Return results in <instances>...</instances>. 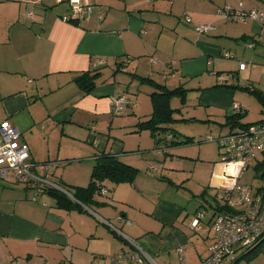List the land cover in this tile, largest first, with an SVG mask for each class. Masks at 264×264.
Returning a JSON list of instances; mask_svg holds the SVG:
<instances>
[{
	"label": "crops",
	"instance_id": "1",
	"mask_svg": "<svg viewBox=\"0 0 264 264\" xmlns=\"http://www.w3.org/2000/svg\"><path fill=\"white\" fill-rule=\"evenodd\" d=\"M78 1L93 12L65 23L63 18L71 15L68 0H0V123L8 120L20 129L34 173L42 175L41 166L51 164L47 180L61 188L87 186L90 176L84 185L80 172L71 175L67 170L84 165L92 170V161L104 152L136 168L138 174L132 183L105 181L108 194H95L83 211L60 210L29 183L0 179V264H49L51 251L65 254L73 264H83L87 258L107 261L123 252L146 255L153 264H199L208 256L220 191L232 184L223 181L219 189L209 184L214 172L217 176L221 170L216 157L220 149L201 157L202 149L192 145L195 133L181 130L179 140L188 138L192 143L162 153V163L154 165L160 178L149 176L148 168L139 171L142 150L154 151L155 143L149 131L137 129L148 101L131 89L141 92L150 87L139 84L138 77L168 89L182 86L187 90L185 103L173 109L178 114L183 108L204 109L205 120L195 116L190 120L213 123L219 136L224 135L223 128L227 134L230 127L217 122V113L225 119L238 103L234 87L217 81L226 78L216 68L217 57L222 56L216 42L217 36L230 32L220 22L227 21L217 17V9L229 0ZM239 1L246 9L264 7L262 0H257L262 7ZM198 25H211L215 31L199 34L194 31ZM257 31L254 27L238 36L255 49ZM161 40L164 47L158 45ZM155 56L162 58V67L153 70L155 63L151 66L149 59ZM98 60L103 63L96 65ZM236 69L241 73L247 67ZM94 70V89L84 93L75 77ZM155 71L162 72L166 82L168 75L182 82L174 87L159 83ZM116 93L134 102L121 115L111 110ZM207 169L211 172L206 179ZM199 211L204 215L193 229L190 224ZM178 249L182 252L176 257Z\"/></svg>",
	"mask_w": 264,
	"mask_h": 264
},
{
	"label": "built area",
	"instance_id": "2",
	"mask_svg": "<svg viewBox=\"0 0 264 264\" xmlns=\"http://www.w3.org/2000/svg\"><path fill=\"white\" fill-rule=\"evenodd\" d=\"M68 2L71 15L63 18L65 23L88 17L93 12L91 6L81 5L78 0H68ZM26 16L31 18L30 13ZM217 17L232 22L253 21L261 28L262 36H264V7L246 9L241 1H237L235 5L226 4L223 8H219ZM185 19L189 22V19ZM194 29L203 35L215 31L211 25H198ZM225 56L228 55L225 54ZM102 63V60H98L96 65ZM245 66L240 62L237 67L243 71ZM111 103L114 115H121L127 107L134 106L133 100L120 93L111 97ZM231 110L233 114L242 112L241 108L235 104L231 106ZM231 131L218 138L207 136L205 139L209 142H216L221 150V162L225 164L231 162V165L237 166L239 171L237 178L232 179V184L224 188L225 191L223 189L221 193V199L235 212H221L212 219L213 241L208 245V256L201 260L200 264H226L232 258L234 249L238 245L250 246L264 234V183L253 192L251 186L238 181L249 166L256 161L259 154L264 152V121ZM20 137V129L10 121L0 123V179L11 180L14 183L27 182L40 194L47 189H54L69 196L64 189L47 180L51 164L45 163L41 166L42 175L34 173V165L29 161V149ZM149 170L151 173L159 171L152 166ZM102 192L106 194L105 191ZM202 217V213L196 215L191 224L193 228L199 226ZM177 253L181 251L178 249ZM123 258L135 264H153L146 255L140 257L125 254Z\"/></svg>",
	"mask_w": 264,
	"mask_h": 264
},
{
	"label": "rangeland",
	"instance_id": "3",
	"mask_svg": "<svg viewBox=\"0 0 264 264\" xmlns=\"http://www.w3.org/2000/svg\"><path fill=\"white\" fill-rule=\"evenodd\" d=\"M239 1V0H238ZM246 2H250L252 3V5H254L257 7H262V1L257 2V0H245ZM235 3H237V0H229L227 4H231V5H235ZM257 4V5H256ZM225 6V4H224ZM224 6H222L221 8H223ZM218 10V9H217ZM185 19V18H184ZM186 20V19H185ZM222 26L227 27L226 30H230V32H228L229 34L227 36H225L223 33L219 36H217V42L219 43V45L217 46V50L222 51V56L221 57H217V71H219L218 75L224 76L226 79L224 80H219L218 75L217 78L220 83L219 84H230L232 85V87H234V92L236 93L235 96V101L236 103H238L237 105H240L242 107L243 112H245V116L242 117V121L243 122H248V123H259L261 121H264V99L259 100L256 96H254V94L251 91L257 90L262 92L263 96H264V36H262V30L261 28H259V26L253 22V21H248V22H235V21H228L226 22V24H224V21H220ZM245 25V26H244ZM256 27V29H258V31L256 32L257 34H253L254 37L256 39V41H258V44L256 45V48L254 49V47L250 46L251 42H245L242 39H240L238 36L239 33H241V31L246 30V33H248V30H252V28ZM228 30V31H229ZM227 32H225L226 34ZM248 35V34H247ZM250 35V34H249ZM230 37V38H229ZM165 43L161 40L159 42V46L164 47ZM228 53V56H225L224 54ZM155 63L153 65V70L157 68V66L162 67V58L160 57H154V58H150L149 59V63L151 65V63ZM156 62H158L156 64ZM220 62V63H219ZM238 62H243L247 67V70L245 72H236V66L238 65ZM152 66V65H151ZM162 73V72H161ZM161 73H157L155 71L154 73V78L159 82V83H164L166 82L163 75H161ZM171 77V75L167 76V84L169 87H174L176 86L178 83V81L182 82L181 79L179 80L178 77L176 78H169ZM147 90H141V92H136V89H131V92L134 91L135 95H139V97L141 98H146V100L148 101V105L146 107V111L147 114H145V116L142 118L143 121L148 120L150 113L152 111L151 105H150V93L152 91H154L153 88L150 87H146ZM248 88V89H247ZM264 98V97H263ZM170 107L171 108H179L181 107L180 101L178 98H173L170 101ZM204 109H196L195 108H188L182 109L181 114H177L175 113L173 115V120L177 119V122H174L170 125V127L176 129L177 133H179L181 130L187 132V133H195L194 134V138L196 139V143L198 141H200L199 143H194L192 145H194L195 148H200L201 150V154L200 156H205V154L207 155H212L213 152L218 148V145L216 144V142H212V141H206L205 139L207 138V136H212L215 138H218L219 133L221 131H219V127H213L214 124L213 123H207L205 121L202 120H188V121H184L181 118H185V119H190L192 118V116L195 118L196 117H200V119H204ZM217 122L223 124L225 123V119L223 118V115L221 116V113H217ZM205 120V119H204ZM207 123V124H206ZM218 125V124H217ZM227 132L226 128L222 129V134H225ZM145 143V139L143 141ZM135 143L133 142V145ZM150 145H152V141L150 142ZM214 149V150H213ZM219 149V148H218ZM143 151V161H142V168L139 171H143L144 169H147L149 166H154V165H158L161 164L163 159L161 158L162 153L157 152V151H153L151 148H144ZM221 152V150H220ZM219 151H217V161L219 164H221V170H217V176L214 172V175H212V178L210 180V186L211 187H215L217 189H219L221 183L227 182L229 183V180H234L237 178L238 176V171L239 169L237 168V166L235 167V165H231V162H229L230 164L227 166V168H223V166L225 165V163L221 162V154ZM157 155V156H156ZM263 155L259 154V158L261 159ZM198 164L197 168L199 167V164L201 165V158L199 162H195ZM215 165V164H214ZM156 167V166H155ZM154 167V168H155ZM255 163L253 162L248 170L245 172L244 176L239 179L238 181H240V183H244L246 185H249L252 187V191L254 192V189L258 188L261 184L264 183V177H261L259 175H261V172H257L255 169ZM73 168L70 167L68 168L67 172H69L71 175L72 173H75L76 171L80 172L79 175H82V178L80 180L81 183H83L84 185H86L88 183L89 180V176H90V170H91V166L89 165H84V166H80ZM157 169V168H155ZM201 169V168H200ZM200 169H198V174L197 176H199V172ZM169 168H165L164 170H162V174L163 177H165L166 173H168ZM208 171H206V173L204 172V178L207 179V177L210 174V169H207ZM42 171V169H41ZM50 171V170H49ZM43 173V172H42ZM147 174L149 176H156V178H160L159 176V172L158 173H151L147 170ZM39 175V174H38ZM259 176V177H258ZM162 177V178H163ZM215 178H217V181L214 182L212 180H214ZM226 178V180L224 179ZM184 181V180H182ZM185 182V181H184ZM195 180H192V183H194ZM180 183V182H179ZM186 183V182H185ZM184 183V184H185ZM82 184V185H83ZM181 185V183H180ZM63 188H65L70 194H73L74 192V188L72 186L69 185H63ZM227 188V187H226ZM225 191V189H224ZM252 192V193H253ZM44 201L46 203H50V198L47 196H44ZM219 201V200H217ZM216 202V201H215ZM222 204V203H221ZM204 208L208 211V214H212L211 213V208H209L208 205L203 204ZM196 216V215H195ZM192 224V222H191ZM190 224V225H191ZM191 228L192 225H191ZM194 229V228H193ZM212 241H213V233H212ZM211 241V242H212ZM181 252L182 250L179 249ZM59 252V251H58ZM128 254L127 252H123L120 253L118 255L115 256H109L108 260L104 261L103 259H95V258H87L82 260L81 263L83 264H112L113 261L115 260L116 264H120V262L122 261L121 264H135L134 262L131 261H127L126 259H124V255ZM131 254V253H130ZM133 255V254H132ZM207 256V255H206ZM49 259V264H73V262L71 261V258H69L68 256H65V254H61L57 255L55 253H53L51 251V253H49V256H47ZM176 257H177V250H176ZM181 262V261H180ZM201 262V261H200ZM200 264V263H199ZM236 264H264V243L258 247L257 249L254 250L253 253H251L249 256L243 257L241 259L238 260V262Z\"/></svg>",
	"mask_w": 264,
	"mask_h": 264
},
{
	"label": "trees",
	"instance_id": "4",
	"mask_svg": "<svg viewBox=\"0 0 264 264\" xmlns=\"http://www.w3.org/2000/svg\"><path fill=\"white\" fill-rule=\"evenodd\" d=\"M95 72H96L95 70L93 72L92 71L81 72L75 77V82L84 93H91L93 91L94 79L97 76V73ZM138 80H139V84H147L154 89V91H152L149 95L151 101V109H152L149 119L137 124V129L139 131L145 130L150 132L149 134L151 138H153L155 143V146H153L154 151L164 153L166 152L168 147L171 148L176 145H186L192 143V140L188 138H185L184 140H179V133H176L175 129L170 127L172 123L178 121V120H173L174 119L173 115L175 113L177 114L179 113V110L170 108V101L172 98L178 97L181 104L183 105L185 103V96H186L185 94L187 90L184 89L182 86H179L174 89H168L165 86L156 83L154 80L150 78L138 77ZM251 92L259 100L264 99L262 92L257 90ZM244 116H245L244 113L238 112L231 114L228 117H225V123L223 125L230 127V130L227 134L232 132L231 130H234L236 127L242 129L244 127L247 128V126L251 125V123L244 124L241 122L242 117ZM188 120L190 119H185L184 121H188ZM197 143H199V141ZM261 155L264 156V152ZM263 156L262 159H256V161L254 162L255 163L254 169L257 172H261V175H259L261 179L262 177H264ZM92 162H93V166L90 173L89 183L85 187H73L74 188V192L72 194L73 200L72 198H69L64 193L58 190L47 189L43 192L46 193L52 199L56 208H59L60 210L64 209V210L83 211L84 207H90L89 204L93 202L92 199L94 198L95 194H99V195L108 194V190L103 187L104 185L103 183L105 181H109L110 183L116 185L121 183L122 184L132 183L138 174L137 172L138 170L136 168L122 163L121 161H119L118 157L111 155L109 153L104 152L99 154ZM149 167H148V171L150 172ZM62 189L65 190V188ZM222 190L220 191L219 194L220 195L219 201H217L218 205L215 206L216 208L214 209L213 218L218 213L221 212H225V213L235 212L233 208L228 207L227 204L224 203V201L221 199ZM102 191H105L106 194H103ZM199 213H202L204 215V212L199 211ZM263 243H264V234L262 238H259L256 241L252 242L250 246L243 247L242 245H238V247L234 249V254L233 256H231L232 258L229 259V262H227L226 264H236L239 259L249 256L251 253L254 252L255 249L260 247ZM133 255H139V254H133Z\"/></svg>",
	"mask_w": 264,
	"mask_h": 264
}]
</instances>
